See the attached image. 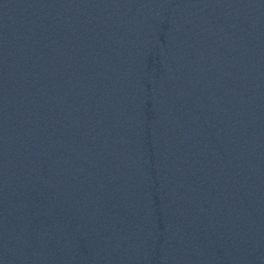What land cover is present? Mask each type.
Segmentation results:
<instances>
[{"label": "water", "instance_id": "95a60500", "mask_svg": "<svg viewBox=\"0 0 264 264\" xmlns=\"http://www.w3.org/2000/svg\"><path fill=\"white\" fill-rule=\"evenodd\" d=\"M0 236L264 264V0H0Z\"/></svg>", "mask_w": 264, "mask_h": 264}]
</instances>
